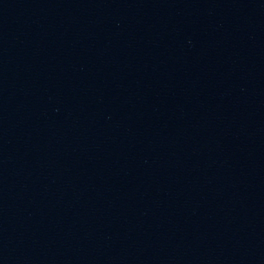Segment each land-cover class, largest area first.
<instances>
[{
	"label": "water",
	"instance_id": "obj_1",
	"mask_svg": "<svg viewBox=\"0 0 264 264\" xmlns=\"http://www.w3.org/2000/svg\"><path fill=\"white\" fill-rule=\"evenodd\" d=\"M264 219V0H0V264H210Z\"/></svg>",
	"mask_w": 264,
	"mask_h": 264
}]
</instances>
